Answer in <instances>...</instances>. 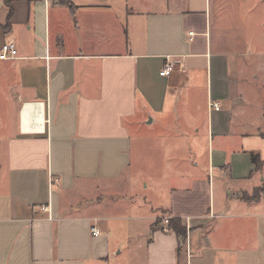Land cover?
Listing matches in <instances>:
<instances>
[{
  "label": "crops",
  "instance_id": "1",
  "mask_svg": "<svg viewBox=\"0 0 264 264\" xmlns=\"http://www.w3.org/2000/svg\"><path fill=\"white\" fill-rule=\"evenodd\" d=\"M67 1L0 0V51L18 50L0 60V264H264V198L237 197L264 185V37L225 33L222 0ZM142 125L178 127L196 161L119 215L136 144L159 146ZM159 211L187 229L180 256Z\"/></svg>",
  "mask_w": 264,
  "mask_h": 264
},
{
  "label": "rangeland",
  "instance_id": "2",
  "mask_svg": "<svg viewBox=\"0 0 264 264\" xmlns=\"http://www.w3.org/2000/svg\"><path fill=\"white\" fill-rule=\"evenodd\" d=\"M61 1L65 4L68 2L67 0ZM221 10L220 24L224 22L228 26L227 29H225V33L236 35L238 37L237 39L240 40L249 39L250 41H256L264 37V0H222ZM220 24L218 23V25ZM218 27L219 26L215 27L216 31L218 30ZM260 46L254 45L252 47L253 52L260 53L261 50L263 51L264 46ZM141 128V134L159 137V146L157 148H153L150 142H141L136 144L140 146L142 154L141 156L136 154L135 159L133 160V166L131 169L132 174L135 173L133 183L131 184L127 180L121 181L125 184H122L121 188H124V196L126 197L125 201L123 198H120V207L115 209L119 212V215L130 214L132 217L136 216V211L132 208V204L129 202V200L136 205L140 204L141 202L147 203L145 208L146 211L149 212L150 205H155L156 203H165L164 195H166L165 192L169 185H173V187L179 185V181L177 177H175L176 172L181 171L182 169L184 172H191L192 168L188 167L187 159L189 161V157L191 158V164H194L196 161V159H192L191 155L196 150L193 149L194 141L191 139L189 142H186L185 135H177L176 128L178 127H149L142 125ZM4 134H7L4 129L0 130V140L4 137ZM197 143L199 146L200 143ZM3 145L4 143L0 141V153ZM206 146L207 144L205 143V147ZM180 160L185 162L182 163ZM152 183L155 184L156 188L149 187L148 190H145V184L150 186ZM262 187H264V185ZM253 192L254 190L249 192V194H252ZM128 198L130 199L128 200ZM262 198H264V196ZM125 210L127 211L125 212ZM129 219L135 221L133 218ZM167 219H169L167 213L159 211L157 213L155 226H159L161 223H164V220L166 221ZM134 223L135 222L130 221L122 222V220H120L116 222L115 225L129 226L133 225ZM151 223L152 221H148V223L146 221L143 227L145 228L147 224L149 225ZM165 225L167 226V224ZM119 237L120 234L117 233V235L115 234L112 239L122 240ZM143 240L147 239L143 238ZM140 241L142 242V239ZM127 242L126 248L120 259L125 263H134L133 253H130L129 251H132L137 246V242L136 239H130Z\"/></svg>",
  "mask_w": 264,
  "mask_h": 264
},
{
  "label": "trees",
  "instance_id": "3",
  "mask_svg": "<svg viewBox=\"0 0 264 264\" xmlns=\"http://www.w3.org/2000/svg\"><path fill=\"white\" fill-rule=\"evenodd\" d=\"M65 5L70 7L69 2H67V4ZM251 158H252V162L255 165L257 171L261 170L263 167V163L261 162L259 155L252 154ZM263 196H264V187L254 190L252 194L243 192L237 195L238 198H241L247 203H257L262 199ZM166 224H167L168 229L172 230L179 239L178 255L180 256L183 250V247L185 246L186 241H187V234H188L187 229L186 227L182 225L181 220L177 218L167 219Z\"/></svg>",
  "mask_w": 264,
  "mask_h": 264
},
{
  "label": "built area",
  "instance_id": "4",
  "mask_svg": "<svg viewBox=\"0 0 264 264\" xmlns=\"http://www.w3.org/2000/svg\"><path fill=\"white\" fill-rule=\"evenodd\" d=\"M18 55V50L13 42H7L2 46L0 51V60H10L15 59ZM175 64L174 62L168 61L163 69L160 71V76L167 77L170 76L175 71ZM210 107L215 111L220 110V103H211ZM43 211H47V207L41 208ZM93 236H99V231L95 227L92 228Z\"/></svg>",
  "mask_w": 264,
  "mask_h": 264
},
{
  "label": "bare ground",
  "instance_id": "5",
  "mask_svg": "<svg viewBox=\"0 0 264 264\" xmlns=\"http://www.w3.org/2000/svg\"><path fill=\"white\" fill-rule=\"evenodd\" d=\"M30 105H27L26 106V108H25V110H24V114H23V119H24V121H27L28 120V118L30 117V118H32V119H34L36 116L35 115H33V113H32V115H31V110H30ZM35 113V112H34ZM43 115V114H42ZM41 116V115H40ZM42 117V116H41ZM38 119V118H37ZM26 129V128H25Z\"/></svg>",
  "mask_w": 264,
  "mask_h": 264
}]
</instances>
